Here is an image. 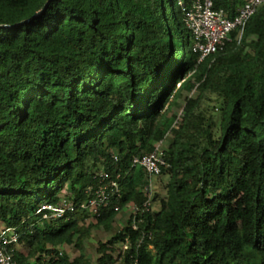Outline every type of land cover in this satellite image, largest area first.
<instances>
[{"label":"trees","instance_id":"16d2710c","mask_svg":"<svg viewBox=\"0 0 264 264\" xmlns=\"http://www.w3.org/2000/svg\"><path fill=\"white\" fill-rule=\"evenodd\" d=\"M244 2L213 0L228 17ZM190 4L0 0V232L16 228L17 264H92L99 230L93 264H264V2L201 61ZM156 148L162 195L132 167ZM101 170L120 193L92 214ZM63 202L79 207L42 209Z\"/></svg>","mask_w":264,"mask_h":264},{"label":"built area","instance_id":"2783aa9c","mask_svg":"<svg viewBox=\"0 0 264 264\" xmlns=\"http://www.w3.org/2000/svg\"><path fill=\"white\" fill-rule=\"evenodd\" d=\"M264 0H245L240 5L233 17H228L224 9H215L213 0H191L190 7L185 12V24L192 32L194 43L193 51L198 54V61L221 49L230 40V34L240 27L257 10ZM116 159V157H115ZM169 166L164 154L158 149L143 156H136L132 160V167H141L151 176L161 174L162 170ZM119 175L113 178L107 171L97 173L98 184L93 189L94 196L88 203H83L80 208L97 214L106 206L112 197L119 196L120 186L117 181ZM150 202L143 206L148 208ZM79 206L72 202H63L58 206L44 205L42 209L51 211L54 217H64L69 212L75 211ZM133 228L136 225L133 224ZM16 228H7L0 232V264H17L12 258L13 245L18 241ZM129 242L122 243V250L128 249Z\"/></svg>","mask_w":264,"mask_h":264},{"label":"rangeland","instance_id":"374dc122","mask_svg":"<svg viewBox=\"0 0 264 264\" xmlns=\"http://www.w3.org/2000/svg\"><path fill=\"white\" fill-rule=\"evenodd\" d=\"M190 94V93H189ZM191 96H195V93L193 92L191 94ZM174 115L176 117H178L177 119H179L182 115V112L180 111V109H177L174 111ZM163 146L165 144L162 143ZM162 144H160V146H162ZM160 148V147H159ZM161 149V148H160ZM137 174V173H136ZM167 180V176L166 175H160V176H150V189L153 193H158L160 195H162L164 193L163 191V185L164 182H166ZM158 208V204L157 203H153L152 204V209H157ZM134 212V208L133 207H128L126 209L123 210V212L119 215V220L116 221L114 227H121L124 225L126 219L128 218L129 214ZM111 231H104V230H99V231H95L93 232V237L89 242H86L84 244V251L86 253V255L88 256L89 259H91V261L94 263V259L96 258L97 254H96V247H97V240L99 241H106L110 235H111ZM68 254L71 256H75L79 253V251H77L74 248H67L66 249ZM92 263V264H93ZM116 264H122L121 262H118Z\"/></svg>","mask_w":264,"mask_h":264},{"label":"clouds","instance_id":"9594fccd","mask_svg":"<svg viewBox=\"0 0 264 264\" xmlns=\"http://www.w3.org/2000/svg\"><path fill=\"white\" fill-rule=\"evenodd\" d=\"M239 7V6H238Z\"/></svg>","mask_w":264,"mask_h":264}]
</instances>
